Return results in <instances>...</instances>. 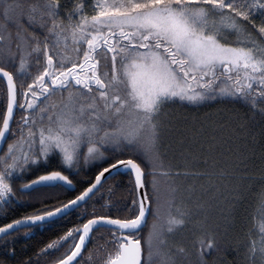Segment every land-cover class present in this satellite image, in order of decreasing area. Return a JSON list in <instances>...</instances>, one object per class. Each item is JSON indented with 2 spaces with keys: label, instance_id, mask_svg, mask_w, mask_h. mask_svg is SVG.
Listing matches in <instances>:
<instances>
[{
  "label": "snow or ice",
  "instance_id": "6c2138e0",
  "mask_svg": "<svg viewBox=\"0 0 264 264\" xmlns=\"http://www.w3.org/2000/svg\"><path fill=\"white\" fill-rule=\"evenodd\" d=\"M0 78V214L22 202L18 193L75 191L80 171L101 165L73 198L0 224L6 256L18 236L81 210L83 223L23 264H49L56 252L50 264H209L247 219L259 181L241 259L264 264V0H0ZM215 99L247 108L227 140L167 118L171 103ZM121 174L136 194L131 214L88 212Z\"/></svg>",
  "mask_w": 264,
  "mask_h": 264
},
{
  "label": "trees",
  "instance_id": "16d2710c",
  "mask_svg": "<svg viewBox=\"0 0 264 264\" xmlns=\"http://www.w3.org/2000/svg\"><path fill=\"white\" fill-rule=\"evenodd\" d=\"M69 0H62V3L67 4ZM261 21L258 19L257 23ZM6 96V84L0 78V112L4 109V100ZM167 118L174 121L186 123L188 126H195L199 128L200 125H204L205 135H215L218 140H227L230 135V126L235 127L238 123L243 122L247 108L244 104L230 101L227 99H215L201 102L198 105L189 104L187 102H175L171 103L165 109ZM223 126V127H219ZM171 135V134H169ZM172 140L175 137L172 136ZM238 143V142H237ZM228 145H223L227 147ZM165 147L170 148L173 152L176 150L174 142H169L168 138L165 139ZM223 147L221 151H223ZM252 163L257 169L261 167V161L259 159V153L252 158ZM48 170L56 167L58 164L57 159H52L47 162ZM101 165L88 166L80 171L77 177V184L75 191H68L62 189H39L37 193H18L21 196V203L13 204L8 208L7 214H0V224L10 222L12 219L22 217L24 215L31 214L33 211H37L44 205H50L55 201H66L67 199L73 198L87 186V182L94 178L95 173L98 171ZM106 166V165H103ZM44 167L33 168L26 178H34L35 175L42 174ZM22 181L17 180L16 186ZM113 186V192L109 195L104 192L103 198H100V194L90 201L87 205V211L91 212L93 207L98 214H108L113 216H128L131 214V200L135 198V193L132 190V185L129 183V177L125 174L113 175L112 178L108 179L106 188ZM247 202L245 205L246 212L244 215L247 217L245 222L240 223L239 217L229 230L226 237L228 241V247L226 250H222L219 253H214L209 256V264H242V254L244 252V244L247 240L246 231L248 228H252V217L258 215V204H259V181H257L252 189L247 193ZM111 204H108V201ZM81 210L71 213L69 216L62 218L58 223L50 228L34 231L29 237L20 235L16 238L14 255H5L3 249L4 245H0V260H7L8 264H23L28 258H34L38 250L47 244L52 239L59 235H62L68 228L79 225L84 222L88 217H81ZM23 231V230H22ZM104 233L105 238L108 237V229H101ZM177 239L191 240V234H182ZM103 243V241H99ZM143 243V240H142ZM67 247V246H65ZM89 248L94 247V243L88 245ZM239 247L241 255H238L236 248ZM65 251V248H61L60 252ZM59 252L53 253L48 258L49 264L52 258L58 256ZM41 264H45V261H41Z\"/></svg>",
  "mask_w": 264,
  "mask_h": 264
},
{
  "label": "flooded vegetation",
  "instance_id": "af4514ba",
  "mask_svg": "<svg viewBox=\"0 0 264 264\" xmlns=\"http://www.w3.org/2000/svg\"><path fill=\"white\" fill-rule=\"evenodd\" d=\"M3 81H4V79L3 78H1ZM4 83L6 84V82L4 81Z\"/></svg>",
  "mask_w": 264,
  "mask_h": 264
},
{
  "label": "water",
  "instance_id": "95a60500",
  "mask_svg": "<svg viewBox=\"0 0 264 264\" xmlns=\"http://www.w3.org/2000/svg\"><path fill=\"white\" fill-rule=\"evenodd\" d=\"M105 175H106V176H108V174H107V173H106Z\"/></svg>",
  "mask_w": 264,
  "mask_h": 264
},
{
  "label": "rangeland",
  "instance_id": "374dc122",
  "mask_svg": "<svg viewBox=\"0 0 264 264\" xmlns=\"http://www.w3.org/2000/svg\"><path fill=\"white\" fill-rule=\"evenodd\" d=\"M89 166H93V165H89ZM190 241V240H189Z\"/></svg>",
  "mask_w": 264,
  "mask_h": 264
}]
</instances>
